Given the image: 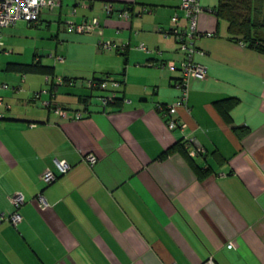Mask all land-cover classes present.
Returning <instances> with one entry per match:
<instances>
[{"label":"crops","instance_id":"1","mask_svg":"<svg viewBox=\"0 0 264 264\" xmlns=\"http://www.w3.org/2000/svg\"><path fill=\"white\" fill-rule=\"evenodd\" d=\"M199 1L197 29L212 36L197 39L203 53L194 60L207 78L189 82L187 107L177 109L183 129L169 130L156 110L179 95L182 54L165 31L186 26L180 0H61L34 23L3 29L0 83L17 89L0 88V264H200L211 256L215 264H264V51L240 44L227 19L215 14L217 0ZM122 10L129 18L118 15ZM92 17L99 33L63 29L68 18ZM42 23L72 42L56 66L80 58L79 50L93 58L92 70L75 63L57 73L56 62L43 63L37 52L29 61L15 58L21 53L11 40ZM104 40L116 49L99 50ZM32 62L52 66L63 84L10 67ZM102 74L121 81L118 99L104 107L97 99L103 92L84 82ZM35 91L83 117H59L32 99ZM242 126L240 136L233 129ZM187 138L203 151L189 158L169 151ZM86 153L97 157L92 167L82 160ZM55 159L70 168L45 185L40 175L56 171ZM198 169L208 174L200 178ZM15 191L25 202L13 226Z\"/></svg>","mask_w":264,"mask_h":264},{"label":"built area","instance_id":"2","mask_svg":"<svg viewBox=\"0 0 264 264\" xmlns=\"http://www.w3.org/2000/svg\"><path fill=\"white\" fill-rule=\"evenodd\" d=\"M60 5L61 0H0V51L4 45L2 39L3 29L12 26L18 20H23L27 23H34L38 20L41 10H54ZM179 8L186 20L185 28L175 26L165 31L166 34H170L175 38L178 49L182 54V59L178 65L179 77L174 83V86L179 90V95L175 101L170 104H156V110L161 114L166 127L169 130L175 128L183 129L186 126V124L178 117L177 109L179 107H187L190 80H204L207 78L206 67L194 60L196 54L203 53L197 46L196 42L201 36H212V33L210 32H200L197 29L198 15L203 12V6L199 0H180ZM104 10L106 13H111L113 11L112 4L106 2ZM74 12L75 9L71 11V14H74ZM118 15L122 18H129V12L127 10L118 12ZM177 18L178 15L175 14L172 16V21H176ZM63 29H68L76 33L92 34L100 32V24L97 17H92L80 22L68 18L64 21ZM240 44L244 45L243 42H240ZM116 47L117 46L110 40L99 41L97 44V48L103 51L116 49ZM138 48L145 52L150 51L143 43H140ZM51 56L56 63L64 62V57L62 55L54 54ZM160 65L163 67L165 64L161 63ZM168 68L173 69L174 66L171 64L168 65ZM45 79L46 81L51 80L53 84H63L64 82L62 77L55 75H45ZM84 82L88 89H98L103 92L97 97L99 104L103 107L114 103L117 96V89L121 85V81L113 76L93 75L91 78L84 80ZM0 88L17 89L15 86L7 83H0ZM39 96L40 91H35L33 92L32 99L36 100L38 105L49 108L52 112L63 119H81L84 115L81 110L71 111L69 108L64 107L59 103H54L51 99H39ZM183 142L184 148L190 157L203 151L201 147L193 146L191 138H187ZM82 160L88 166L92 167L96 163L97 157L93 153H86L82 157ZM54 165L56 171H53L51 168H45L40 175V179L45 185L54 182L58 176L63 175L70 168V165L62 159H55ZM37 200L41 207H46L48 205L42 194L37 195ZM9 201L13 207V211L9 215L8 220L13 226H16L21 221L19 209L25 202V198L21 192L15 191L9 195ZM227 247H233V243L231 241L228 242ZM200 264L215 263L211 256Z\"/></svg>","mask_w":264,"mask_h":264},{"label":"trees","instance_id":"3","mask_svg":"<svg viewBox=\"0 0 264 264\" xmlns=\"http://www.w3.org/2000/svg\"><path fill=\"white\" fill-rule=\"evenodd\" d=\"M250 9L252 10V15L249 14ZM244 10L248 11V13H245ZM215 14L227 19L230 32L241 37L240 42H243L244 45L251 49L259 52L264 51V0H217ZM10 67L22 73L33 72L54 75L52 66L43 65L39 62L11 64ZM98 76L112 75L102 74ZM117 99L118 97L116 96L114 103ZM222 103V101L217 102L220 106ZM233 130L240 136L247 131L244 126L236 127ZM175 150L187 158L190 157L184 148V142H178L169 151ZM196 173L198 177L202 178L208 174V169H198Z\"/></svg>","mask_w":264,"mask_h":264},{"label":"rangeland","instance_id":"4","mask_svg":"<svg viewBox=\"0 0 264 264\" xmlns=\"http://www.w3.org/2000/svg\"><path fill=\"white\" fill-rule=\"evenodd\" d=\"M37 28H40V32L37 33L38 39L36 40V32H37L36 29ZM57 34L59 35V38L57 37ZM79 34H82V33H79ZM63 36L64 35L61 36V34L58 33L56 25H52L51 28L47 29L45 26V23H42L41 25H38V27L36 26L28 27L26 31L19 33V36L17 38H14L13 40H11L10 45H12L15 48L16 53L17 52L21 53L19 55L15 54V58L21 57V59H25L29 61L31 55L37 52L39 55H41V60L43 63L51 64L52 60L54 63L55 61L52 56H51L52 59L48 56L49 54L53 55L55 53H58L62 55L61 51L64 50V48L66 47V44L69 43V47L72 45L70 38L65 39ZM2 39L4 42L5 35L3 33H2ZM78 53L80 54V58H79V55L76 59L72 58L71 63L68 57L66 58V62H67L66 65L58 64V66H56L57 63H55V67H56L55 69H57L56 72L59 70L57 73H61L62 68H66L68 67V65L72 66L75 63L78 66L83 65L85 67H89V69L92 70V68L90 67H92V65L94 64L93 58L89 56L88 59H84L83 58L85 57L84 51L81 52L78 50Z\"/></svg>","mask_w":264,"mask_h":264}]
</instances>
